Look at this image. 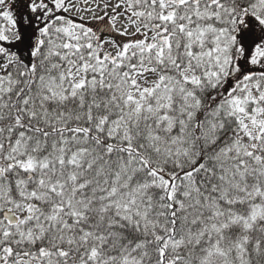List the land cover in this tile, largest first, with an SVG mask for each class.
I'll list each match as a JSON object with an SVG mask.
<instances>
[{"label":"snow or ice","instance_id":"obj_1","mask_svg":"<svg viewBox=\"0 0 264 264\" xmlns=\"http://www.w3.org/2000/svg\"><path fill=\"white\" fill-rule=\"evenodd\" d=\"M0 264H264V0H0Z\"/></svg>","mask_w":264,"mask_h":264}]
</instances>
